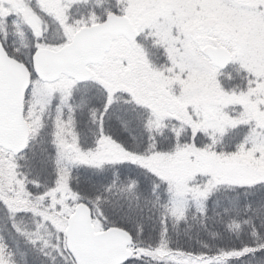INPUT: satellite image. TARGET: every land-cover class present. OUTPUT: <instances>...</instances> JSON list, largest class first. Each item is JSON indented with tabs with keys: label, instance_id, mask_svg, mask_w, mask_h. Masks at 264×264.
<instances>
[{
	"label": "snow or ice",
	"instance_id": "obj_1",
	"mask_svg": "<svg viewBox=\"0 0 264 264\" xmlns=\"http://www.w3.org/2000/svg\"><path fill=\"white\" fill-rule=\"evenodd\" d=\"M0 264H264V0H0Z\"/></svg>",
	"mask_w": 264,
	"mask_h": 264
}]
</instances>
